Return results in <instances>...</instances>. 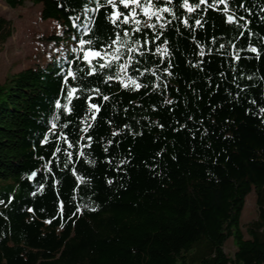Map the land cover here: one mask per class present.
<instances>
[{"label": "trees", "instance_id": "1", "mask_svg": "<svg viewBox=\"0 0 264 264\" xmlns=\"http://www.w3.org/2000/svg\"><path fill=\"white\" fill-rule=\"evenodd\" d=\"M27 1L57 27L0 82V264H264V0H152L139 32Z\"/></svg>", "mask_w": 264, "mask_h": 264}, {"label": "rangeland", "instance_id": "2", "mask_svg": "<svg viewBox=\"0 0 264 264\" xmlns=\"http://www.w3.org/2000/svg\"><path fill=\"white\" fill-rule=\"evenodd\" d=\"M0 16L11 22L12 32L0 50V82L9 74L18 72L32 61V56L39 47L37 40L40 34L51 33L57 24L53 19L40 18V5L25 1L16 8L9 7L0 0ZM256 218L255 193L252 191L246 197L240 222L242 225ZM235 248L229 238L225 252L231 254Z\"/></svg>", "mask_w": 264, "mask_h": 264}, {"label": "snow or ice", "instance_id": "3", "mask_svg": "<svg viewBox=\"0 0 264 264\" xmlns=\"http://www.w3.org/2000/svg\"><path fill=\"white\" fill-rule=\"evenodd\" d=\"M107 2L113 8L112 15L109 17L111 22L117 26H120L123 24L134 23L135 25H137V27H135L133 29V31H135V32L141 31V28L139 27V25L141 24V21L139 19H136V17L139 15V13L142 12L145 16H149L150 10L156 7V5L152 2V0H107ZM206 2H207V0H200L201 4L206 3ZM218 3L224 4V3H226V0H218ZM119 6H123V8L127 10V12H121L119 10ZM185 6L187 7V0H185ZM209 6L211 7L214 5H209ZM241 7H243V5H241ZM138 9H139V12H138ZM188 10L192 11V8H189ZM157 11L167 12L168 9L167 8L157 9ZM151 15L155 16L156 13L152 12ZM229 20L230 21L232 20L231 16H229ZM197 23H199V21ZM145 25L148 27H155L154 24L149 25V24H147V22H145ZM129 35H130V33L127 30H125L123 32L124 37H128ZM118 39H120L119 34H118ZM115 42L116 41H113V43H115ZM79 43L81 45H85V44L90 45L92 43V41L91 40H89V41L80 40ZM121 44L123 46V44H124L123 40H121ZM132 50L133 49L131 48V46H129L128 51L131 52ZM252 51H256V49H252ZM105 55H107V54H105ZM100 56H101L100 51H93L92 49H89L88 51H85L83 53L84 60L89 61V62H90V57H100ZM105 67H106V65L104 63L99 64V68L103 69ZM95 70H96L95 68L91 69L92 72H94ZM68 74L71 75V73H68ZM133 83H134V81H133ZM136 86L139 87V85H136ZM69 95H71V93H69ZM93 108H96V106L93 105Z\"/></svg>", "mask_w": 264, "mask_h": 264}]
</instances>
